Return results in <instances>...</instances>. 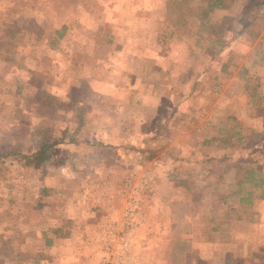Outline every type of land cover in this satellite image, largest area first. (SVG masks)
Returning a JSON list of instances; mask_svg holds the SVG:
<instances>
[{
    "label": "rangeland",
    "instance_id": "374dc122",
    "mask_svg": "<svg viewBox=\"0 0 264 264\" xmlns=\"http://www.w3.org/2000/svg\"><path fill=\"white\" fill-rule=\"evenodd\" d=\"M225 4L203 16V0H0V148L79 141L0 167V264H105L87 242L147 198V182L148 212L178 200L187 218L224 221L213 242L200 234L206 263L264 264V189L238 187L245 168L264 177V0ZM219 176L236 213L213 211ZM237 190H254L250 206ZM149 217L138 241L158 228Z\"/></svg>",
    "mask_w": 264,
    "mask_h": 264
},
{
    "label": "crops",
    "instance_id": "0c3cea01",
    "mask_svg": "<svg viewBox=\"0 0 264 264\" xmlns=\"http://www.w3.org/2000/svg\"><path fill=\"white\" fill-rule=\"evenodd\" d=\"M155 202L157 201H154V206H155ZM174 202H180V201L177 200L170 202L169 207L167 208L165 207L161 212L157 211V207L154 208L153 211L148 212V214H150L149 217L150 223L152 224V221L154 223H157L156 225L158 228L154 226L152 227L151 225L149 227H144L145 231L147 230L148 237H146V239H144L143 241H138L140 243L141 254H138L139 259L135 264H194V261L195 264H204V263L208 264L204 261V256H200L199 251H201L202 248H204L205 250L209 249L213 247V245L207 242L205 243L206 244L205 246L202 245L200 246L199 244V240L201 236L200 234L209 235V238L207 239L213 242L214 239L216 238V236L213 235H216L217 233L221 234L222 230H225L224 228L220 227V224H222L224 221L221 220L222 222L220 223L219 219L206 220L205 217L200 218L198 216H195L193 218H187L186 215L184 214L185 216H183V223L185 224V226L186 225L187 226L186 228L183 227L185 230L182 231L179 222V220H181L182 217H180L179 215L176 216L174 225L171 221V204ZM109 214H112L115 217L118 215L116 210L115 212ZM80 217L83 218L89 217V215L85 213V216H80ZM211 220L213 222L217 220V226H215L214 228H212L209 225L212 222ZM19 227H21L22 229L24 228V225L20 224ZM207 227H209V229ZM201 230H203L204 232H200ZM167 238L169 242L165 243L164 241H167L166 240ZM47 243L51 245L52 242L51 240H48ZM168 244H169V248H168ZM74 247L76 248V243ZM167 248L169 249L168 250L169 257L166 258L162 254L165 253ZM74 251L75 249H73V252ZM143 251H144L143 255H145V261H143V256H142ZM152 251H155L156 255H153ZM147 253H151V255L148 256ZM76 255H78L79 257L81 256L85 257V255H88V253L79 251L77 247V250L75 251V256ZM16 256H17L16 258L19 259L20 256L22 255L19 254ZM24 257L25 254H23V258ZM88 260L89 259H85L83 263L81 262L80 259H77L79 264H88L86 263ZM73 261L74 260H72V264H78V263H73ZM19 262H21V260H19ZM90 263L96 264L92 260Z\"/></svg>",
    "mask_w": 264,
    "mask_h": 264
},
{
    "label": "trees",
    "instance_id": "16d2710c",
    "mask_svg": "<svg viewBox=\"0 0 264 264\" xmlns=\"http://www.w3.org/2000/svg\"><path fill=\"white\" fill-rule=\"evenodd\" d=\"M205 2V12L203 16H206L208 13H211L215 9L218 8H224L227 6L225 4V0H203ZM250 26V22L248 21H242L240 30L237 32L238 35L242 34L248 27ZM172 30V29H171ZM169 28H165V34L162 35L159 34L158 42L161 44L162 47L166 46V34L169 32ZM61 35V34H59ZM240 79L243 80L245 87L247 89H251L250 86L247 84V76L245 71L240 72ZM253 95L256 93L255 90H253ZM45 95V94H44ZM44 97H49L45 95ZM50 137V136H49ZM69 143V144H78L79 141L76 138H71L66 136V132H62L61 135L57 138L51 137V138H45L41 143L38 144V146L33 149L32 151H25L23 148L15 147V148H9V149H1L0 148V167H4L5 165L10 166H16V167H31L36 165H42L45 164L50 160L51 154L54 151V149L62 144ZM85 143L89 144L90 141H85ZM138 154L143 155L146 157L147 160H151L156 154V149L154 148H146V149H138L136 151ZM226 171V170H225ZM244 178L243 180L239 181L238 187L243 183H250L254 188H261L264 189V177L263 179H259L256 177V171L254 168H245L244 169ZM259 182V183H257ZM186 183V182H185ZM184 184V182H182ZM215 186H218L221 189H224L227 185L224 183V180L222 179V176H219V180L217 183H215ZM186 187V186H185ZM240 188V187H239ZM224 190L217 193H212L211 197L215 198L220 201V205L216 207L213 211H220L221 214L227 215L230 213H236L237 210L233 208V206L230 204V198H225L220 196L218 198L219 194H224ZM44 193H48L49 190H42ZM237 195L239 204H246L247 206L251 205L252 197L254 196V190L248 191L245 196H243V193L240 190H237V192L233 193V196ZM263 196V195H262ZM231 197V196H230ZM246 206V207H247ZM245 209V208H244ZM187 212V205L184 202H174L171 204V221L174 225L176 216L182 217L181 220H179L180 227L182 231H184L186 228L185 224L183 223V216ZM184 227V228H183ZM60 229L54 230V233H59Z\"/></svg>",
    "mask_w": 264,
    "mask_h": 264
},
{
    "label": "built area",
    "instance_id": "2783aa9c",
    "mask_svg": "<svg viewBox=\"0 0 264 264\" xmlns=\"http://www.w3.org/2000/svg\"><path fill=\"white\" fill-rule=\"evenodd\" d=\"M152 184V182L145 183L149 188L147 198L130 199L127 208L119 217L118 215L117 218L115 217V223L110 224L97 235L95 240L100 246L94 239L92 242H87L89 248L94 247L96 252H101L105 264H135L138 261L140 244L137 236L144 224V217L148 214L149 207H146L153 202L155 193Z\"/></svg>",
    "mask_w": 264,
    "mask_h": 264
}]
</instances>
